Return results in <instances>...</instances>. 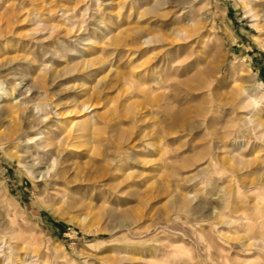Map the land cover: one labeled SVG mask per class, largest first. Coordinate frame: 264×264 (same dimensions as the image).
I'll return each instance as SVG.
<instances>
[{
    "label": "rangeland",
    "instance_id": "1",
    "mask_svg": "<svg viewBox=\"0 0 264 264\" xmlns=\"http://www.w3.org/2000/svg\"><path fill=\"white\" fill-rule=\"evenodd\" d=\"M0 95V264H264V0H0Z\"/></svg>",
    "mask_w": 264,
    "mask_h": 264
},
{
    "label": "bare ground",
    "instance_id": "2",
    "mask_svg": "<svg viewBox=\"0 0 264 264\" xmlns=\"http://www.w3.org/2000/svg\"><path fill=\"white\" fill-rule=\"evenodd\" d=\"M144 43H147V42H144ZM149 43V42H148ZM148 46V45H147ZM7 96V94H5ZM1 96L3 97V95H0V98ZM255 105H257V103H254ZM19 107V106H18ZM18 107L16 106V104H12L10 106H7L5 109H2L0 110V120H2L3 117L5 116H9V115H18L20 111H18ZM91 105H87L86 103L82 104L81 105V110L79 111V113H81L82 117H84V119H82L81 123L79 126H82L81 127V131H85L87 130L86 128L88 127V118L86 117L87 116V112H84L86 111V109L90 108ZM77 112V111H76ZM44 117H46V115H44ZM40 122H43V120H40ZM71 125V124H70ZM73 126V125H72ZM70 135V132L68 133ZM45 146V145H44ZM50 146V145H49ZM43 147V146H42ZM54 164V163H53ZM59 175H61L59 173Z\"/></svg>",
    "mask_w": 264,
    "mask_h": 264
}]
</instances>
